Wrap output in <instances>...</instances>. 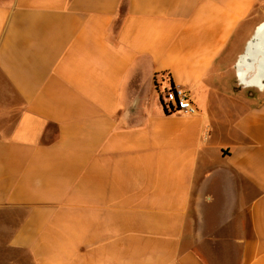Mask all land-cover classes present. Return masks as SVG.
<instances>
[{
  "label": "crops",
  "instance_id": "1",
  "mask_svg": "<svg viewBox=\"0 0 264 264\" xmlns=\"http://www.w3.org/2000/svg\"><path fill=\"white\" fill-rule=\"evenodd\" d=\"M263 20L264 0H0L10 247L31 264H264V78L239 59ZM171 85L193 114L164 111Z\"/></svg>",
  "mask_w": 264,
  "mask_h": 264
},
{
  "label": "rangeland",
  "instance_id": "2",
  "mask_svg": "<svg viewBox=\"0 0 264 264\" xmlns=\"http://www.w3.org/2000/svg\"><path fill=\"white\" fill-rule=\"evenodd\" d=\"M163 91L161 89V92ZM21 215L20 209L0 208V264H31L25 251L14 249L8 243L11 232Z\"/></svg>",
  "mask_w": 264,
  "mask_h": 264
},
{
  "label": "bare ground",
  "instance_id": "3",
  "mask_svg": "<svg viewBox=\"0 0 264 264\" xmlns=\"http://www.w3.org/2000/svg\"><path fill=\"white\" fill-rule=\"evenodd\" d=\"M257 55H259L260 62L257 66H255V68H253V74L248 72L245 76H243V81L249 85H258L261 87L263 83L262 80L264 78V20L256 27L252 37L246 45L244 53L240 55L239 59L243 60L245 58L247 59L248 56Z\"/></svg>",
  "mask_w": 264,
  "mask_h": 264
},
{
  "label": "built area",
  "instance_id": "4",
  "mask_svg": "<svg viewBox=\"0 0 264 264\" xmlns=\"http://www.w3.org/2000/svg\"><path fill=\"white\" fill-rule=\"evenodd\" d=\"M162 104L166 113L193 114L195 112L188 93L180 86L171 85L166 87L163 91Z\"/></svg>",
  "mask_w": 264,
  "mask_h": 264
}]
</instances>
